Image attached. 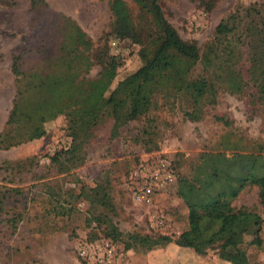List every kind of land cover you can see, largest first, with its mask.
I'll return each mask as SVG.
<instances>
[{
  "label": "trees",
  "instance_id": "obj_1",
  "mask_svg": "<svg viewBox=\"0 0 264 264\" xmlns=\"http://www.w3.org/2000/svg\"><path fill=\"white\" fill-rule=\"evenodd\" d=\"M196 1L205 12H210L216 2ZM131 2L135 13L127 7L122 14L113 16L107 36L95 44L71 19L58 16L50 27L60 35L54 56L46 54L39 66L27 71L21 69L24 51L11 57L13 97L0 129V151L40 139L44 125L63 116L68 146L48 158L49 168L62 174L84 163L86 148L103 123L110 124L112 138L138 123L132 142L150 151L157 149L161 113L178 112L184 120L196 123L222 94L249 99V103L264 109V1L236 8L221 19L201 51L194 41L178 36L164 18L158 0ZM28 3L36 15L47 7L44 0ZM112 39L138 47L139 67L121 78L117 71L123 58L110 54L108 42ZM93 67L98 71L88 77ZM213 119L223 128L230 126L223 116ZM233 141L229 132L223 133L216 152H229L222 171L227 188L205 203H192L182 196L188 220L175 238L140 232L122 234L113 222L116 210L107 185L79 184L77 194L66 195L87 205V226L104 225L100 235L85 240L102 239L113 247L120 243L123 250L142 253L173 244L196 255L214 252L219 259L248 264L246 249H259L262 244V218L245 207H233L232 202L245 188L255 187L264 211V145L260 141ZM4 165L8 172L9 163ZM11 191L12 188H0V217H5L6 227L14 232L20 217H8L4 212ZM45 193L50 214L57 216L62 206L53 192L47 189ZM93 208L102 212L92 213Z\"/></svg>",
  "mask_w": 264,
  "mask_h": 264
},
{
  "label": "rangeland",
  "instance_id": "obj_2",
  "mask_svg": "<svg viewBox=\"0 0 264 264\" xmlns=\"http://www.w3.org/2000/svg\"><path fill=\"white\" fill-rule=\"evenodd\" d=\"M44 1L46 9L36 15L30 10L28 0H0V129L13 97L11 57L24 51L21 69L27 71L39 66L46 54L54 56L60 35L50 27L58 16L71 19L95 44L107 36L113 16L122 14L127 7L135 13L131 0ZM255 1L264 0H216L212 10L205 12L196 0H158L164 18L178 36L184 41H194L200 51L221 19ZM119 48L123 61L117 75L121 78L136 70L140 62L137 46L120 42ZM97 71L93 67L88 77ZM248 101L222 94L217 104L207 108L204 117L196 123L184 120L178 112L161 113L157 149L150 151L132 142L138 123L121 130L114 138L109 134L110 124L103 123L86 148L84 163L62 174L49 168L48 158L68 146L63 116L46 123L40 139L0 151V188L13 189L4 203V212L8 217H20L14 232L6 227L5 217H0V264H81L76 256L77 245L88 236L100 235L104 225L87 226V205L66 195L77 194L79 184L92 187L104 182L107 185L116 210L113 222L122 234L140 232L175 238L188 220L182 196L192 203H205L227 188L222 171L229 152L216 154L222 134L229 132L231 142L239 139L246 144L260 141L264 145L263 106ZM214 116H223L230 126L223 128L214 121ZM159 158L169 164L173 183L155 191L149 206L133 202L132 173L152 167ZM5 163H9L8 172L4 171ZM47 189L62 206L57 216L50 214ZM232 206L245 207L262 218L261 247L247 248L246 252L248 264H264V211L257 189L242 190ZM66 208L69 211H62ZM98 210L90 209L92 213ZM114 254V264L241 263L236 259H219L214 252L196 255L173 244L142 253L123 250L117 243Z\"/></svg>",
  "mask_w": 264,
  "mask_h": 264
},
{
  "label": "built area",
  "instance_id": "obj_3",
  "mask_svg": "<svg viewBox=\"0 0 264 264\" xmlns=\"http://www.w3.org/2000/svg\"><path fill=\"white\" fill-rule=\"evenodd\" d=\"M119 41L108 42L109 52L112 56L120 55ZM133 202L142 206H149L155 191L173 183V172L169 164L158 159L150 168H142L132 173ZM76 256L86 264H114V247L106 240L98 239L87 242L85 239L77 245Z\"/></svg>",
  "mask_w": 264,
  "mask_h": 264
}]
</instances>
